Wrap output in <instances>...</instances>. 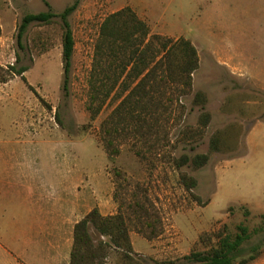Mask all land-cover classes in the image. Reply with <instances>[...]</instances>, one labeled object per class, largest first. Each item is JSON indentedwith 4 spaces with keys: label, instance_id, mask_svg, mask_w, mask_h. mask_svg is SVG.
Instances as JSON below:
<instances>
[{
    "label": "rangeland",
    "instance_id": "374dc122",
    "mask_svg": "<svg viewBox=\"0 0 264 264\" xmlns=\"http://www.w3.org/2000/svg\"><path fill=\"white\" fill-rule=\"evenodd\" d=\"M74 1L0 0V138L36 141L23 146L30 154L37 146L43 150L39 160L49 182L91 190L106 213L117 214L136 189L146 190L161 213L164 233L148 241L130 225L137 263L190 264L187 256L217 244L215 237L207 243V236L235 234L242 223L252 232L264 227V0H82L69 18L75 51L64 90L61 19L30 25L21 41L18 27L25 15L48 11L46 2L59 14ZM125 7L151 34L191 40L200 68L190 94L168 86L153 93L162 99L158 133L149 141L125 135L116 143L119 155L110 158L102 124L120 101H108L92 120L89 80L101 24ZM12 67L27 68L29 85ZM198 91L207 95L206 106L194 104ZM203 112L211 121L201 130ZM215 135L219 151L211 149ZM198 154L210 155L204 167L176 168L175 159ZM181 173L198 180L192 193ZM91 232L97 239L93 227ZM262 238L264 233L254 235L245 248ZM123 260L112 252L109 264ZM250 264H264V249Z\"/></svg>",
    "mask_w": 264,
    "mask_h": 264
},
{
    "label": "trees",
    "instance_id": "16d2710c",
    "mask_svg": "<svg viewBox=\"0 0 264 264\" xmlns=\"http://www.w3.org/2000/svg\"><path fill=\"white\" fill-rule=\"evenodd\" d=\"M81 1L75 0L59 14L53 12L46 2L48 11L25 15L18 27V40L21 41L30 25L49 24L55 18L61 19L64 30V90L68 88V75L75 51V38L69 18L79 8ZM1 35L0 26V37ZM199 68V52L191 40L151 34L149 25L131 7L122 8L107 16L101 24L95 46L89 80V109L92 111L91 119L95 120L108 101H120L111 117L102 124L108 156L114 158L119 155L120 149L116 143L125 135L132 134L149 141L150 137L157 134L158 109L162 99L155 98L153 93L161 94L162 88L168 86L182 96L190 94L193 75ZM15 70L16 76L29 85L24 76L27 68ZM8 80L6 76L2 82L6 83ZM193 102L198 106H206L207 95L198 91ZM210 121L211 114L203 112L199 119L201 130L207 128ZM220 143L219 136L215 135L211 140V149L219 151ZM209 159V154H198L193 158L183 155L175 159L174 163L179 170L190 163L195 169H200ZM180 180L188 192L192 193L198 186V180L187 173H181ZM193 197L199 204H203L199 196L193 194ZM130 225L148 241L157 239L164 233L161 213L146 190L136 189L115 215L104 216L96 207L80 220L74 227L70 264H109L112 252L121 254L123 264H140L133 257ZM91 227L96 230L97 239L93 237ZM262 233L264 227L252 232L242 223L235 234L220 231L207 236V243L211 245L215 237L217 244L207 252H194L187 259L190 264H250L262 254L264 238L248 249L245 245L254 235Z\"/></svg>",
    "mask_w": 264,
    "mask_h": 264
},
{
    "label": "crops",
    "instance_id": "0c3cea01",
    "mask_svg": "<svg viewBox=\"0 0 264 264\" xmlns=\"http://www.w3.org/2000/svg\"><path fill=\"white\" fill-rule=\"evenodd\" d=\"M35 142L0 138V264H70L74 227L98 207L91 190L49 182L43 150L23 146Z\"/></svg>",
    "mask_w": 264,
    "mask_h": 264
}]
</instances>
